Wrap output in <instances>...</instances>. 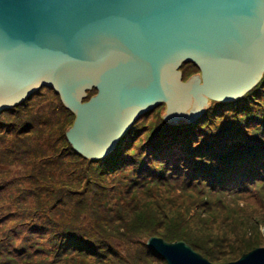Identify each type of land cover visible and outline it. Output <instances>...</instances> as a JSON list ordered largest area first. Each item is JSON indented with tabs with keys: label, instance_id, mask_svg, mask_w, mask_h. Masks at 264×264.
Here are the masks:
<instances>
[{
	"label": "water",
	"instance_id": "1",
	"mask_svg": "<svg viewBox=\"0 0 264 264\" xmlns=\"http://www.w3.org/2000/svg\"><path fill=\"white\" fill-rule=\"evenodd\" d=\"M183 63L200 71L195 91ZM263 73L264 0H0V112L53 89L75 116L66 138L88 159L162 102L174 113L198 93L232 102ZM145 244L165 264H216L184 241ZM222 264H264V247Z\"/></svg>",
	"mask_w": 264,
	"mask_h": 264
},
{
	"label": "trees",
	"instance_id": "2",
	"mask_svg": "<svg viewBox=\"0 0 264 264\" xmlns=\"http://www.w3.org/2000/svg\"><path fill=\"white\" fill-rule=\"evenodd\" d=\"M257 84L233 102L217 103L220 114L199 117L175 128L169 134L170 139L163 140L166 136H162L139 145L129 142L124 147L132 125L113 150L97 160L81 157L68 144L66 134H61L59 137L68 150L61 158L87 160L93 176L82 180L87 176V170L82 169L79 178H75L83 181L78 188L74 187L72 178H67L50 192L52 197H47L49 207L40 209L39 201L35 202L39 210L28 212V216L38 219L30 225L18 224L10 228L0 240L1 247L4 240H12V244L0 252V264H86L88 258L100 263L113 250L97 236V231L100 233L102 229L124 238L121 237L123 233L116 231L122 228L126 233H132L133 227L140 225L143 230L157 232V224L163 228L161 232L166 241L186 243L191 241L190 230L193 228L206 231L208 219L190 222L184 217L173 218L165 214V210L172 209L179 200L184 207L175 209L194 208L195 216L204 213L210 220L223 216L221 223H230L237 218L264 220V212L258 217L255 214L258 210L264 211L261 203L264 200L258 199L259 194L264 196V98L259 97L263 90L258 92L264 86V73ZM35 96L34 93L17 106L0 112V142L4 137L15 135L10 137V146L1 152H14L16 161L22 160L24 155L29 156V150L34 151L31 142L42 145L52 137L50 130L60 122L41 119L42 112L33 113L34 106L39 103L32 100ZM62 105L67 123H73V113ZM36 110L40 111L39 107ZM53 114L51 112L49 116ZM33 124L37 126L33 127ZM43 136L47 138L44 140ZM37 149L42 150L40 146ZM2 154L0 165L11 164L8 156ZM69 173L74 174V171ZM1 176L0 193L8 180ZM107 180H112L111 185H106ZM45 185L49 190L50 184L45 182ZM44 186L35 190H42ZM152 188L157 190L156 193L166 195V199L160 195L154 197ZM240 196L248 200L251 208L238 204L237 197ZM138 217L129 222V218ZM42 218L45 219L40 220ZM3 220L4 217H0V227ZM167 222L170 223L165 224ZM192 224L194 226L190 227ZM188 245L209 262H220L219 257L210 255L205 247Z\"/></svg>",
	"mask_w": 264,
	"mask_h": 264
},
{
	"label": "rangeland",
	"instance_id": "3",
	"mask_svg": "<svg viewBox=\"0 0 264 264\" xmlns=\"http://www.w3.org/2000/svg\"><path fill=\"white\" fill-rule=\"evenodd\" d=\"M179 71L182 74V82L189 83L191 91H195L202 84L200 71L189 63H183L179 68ZM257 85L258 84H256L251 91ZM262 90L264 91V86H262L258 92H261ZM263 91L262 94L259 95L262 99L264 98ZM248 92H250V90ZM35 94L36 96L33 97L32 100H36V102L39 103H36L34 106L33 113L39 114L42 112L44 113V116L41 119H54V122H57V120L60 122L58 125L54 126L53 130H50V132L52 131L53 136L46 139L44 144L36 145V142H31V147L34 151L29 150L31 151L30 155H24V158L19 161L14 160V157L16 156L14 152L10 154H2L1 152L3 148L7 149L10 146V137L13 138L15 135L12 134L2 138V141L0 142V153L4 156H8V160L12 163L8 165H0V176L2 175L1 178L8 179L4 185L3 192L0 193V217H4L5 219L0 227V240L4 238V235L10 228H14L15 226H18V224L30 225L31 222L34 220L36 221L38 218H30L28 216V212L39 210L37 208L38 205L35 203L38 201L40 209L49 207L50 202L47 197H52L49 195L50 192L55 191V189L59 187L62 180L72 178L74 187L78 188L79 185L82 184L80 182H83L75 179L79 178L78 175L80 170H87V176L83 177L84 179L82 180L93 176L91 174L92 171H90L91 167L87 160H78V162L71 157L61 158L62 155L67 154L68 150L66 149L67 146L61 141L59 136L61 134H66L67 131L72 129L75 120L71 124L67 123L68 121L65 119V116L61 111L62 103L59 95L57 93L55 94L53 90L47 88H40L35 92ZM203 96L204 95L201 93L191 95L189 105L178 113L170 112L164 102L158 104L151 111L141 115L135 121L129 132L130 135H127L123 143L124 147L127 146L129 142L134 145H139L141 142H147L151 138L157 140L162 136H166L163 140L170 139L172 136L169 134L173 133L175 128L190 124V122L199 117L206 116L209 118L215 114H220L217 103H229L216 102L209 98H204L206 100H203ZM38 107L40 111L36 110ZM51 112L54 114L49 116L51 115ZM3 117L6 116H2V118ZM38 120L40 119H37V121ZM32 126L36 127L37 124H33ZM45 138L47 137L43 136L44 140ZM38 146H40L42 150L37 149ZM70 147L71 146H69V148ZM62 148L63 150H60ZM81 157L84 156L81 155ZM43 164L45 165L44 168H42ZM70 171H74V174L70 175ZM45 182L50 184L49 190H46ZM111 183L112 180L109 182L108 180L106 181L107 186L108 184L111 185ZM40 186H44V189L40 190L37 188L35 190L36 187ZM261 187H263V185ZM154 188H152V195L154 197H159L158 195H160L162 198L166 199V195L163 193H156L157 190ZM257 193H259V191ZM175 194L178 193L175 192ZM237 199L240 200L238 203L239 205L246 204L248 206V200H246L243 196L237 197ZM258 199L263 201L264 196L259 194ZM44 200L46 204H44ZM261 203L264 205V202ZM174 205L175 206H172V209L165 210V214L173 218H175V216H179V218L184 217L190 222H197L199 219H208L206 221L207 226H205L206 231L193 228L190 230L191 241H186V243L193 244L194 246L205 247V250L210 255L219 257L220 262L218 264L236 261L242 254L257 247H264V220H244L237 218L230 223H221L220 221L223 220V216H215L213 218L214 220H210L204 216V213H200L199 217L195 216L194 214L196 213L193 211L195 210L194 208L175 209L177 207H184L182 200H179ZM248 207L251 208V205ZM252 209L254 210V207ZM262 212L264 211L258 210L255 214L258 217ZM4 214H6V216H4ZM139 218L140 217L132 219L129 218V222ZM44 219L45 218H42L40 220ZM169 223L170 222H167L165 224ZM157 226V232H153V229L151 231L141 229L140 225L137 227L128 225V227L134 228L132 233H126V231L122 228L120 231H116L123 233L121 237L124 238H119V235L110 233L103 229L100 233L97 231V236L112 246V254L105 255V259L100 263H95L94 260L88 258L86 259V264H165V261L145 244L149 237L155 236L165 239V236H163L161 232L163 228L156 224L155 227ZM193 226L194 225L192 224L190 227ZM56 229L60 230L59 228ZM22 237L23 235L19 237L20 243L23 241ZM10 244H12L11 239L4 240L2 247L0 246V252Z\"/></svg>",
	"mask_w": 264,
	"mask_h": 264
}]
</instances>
